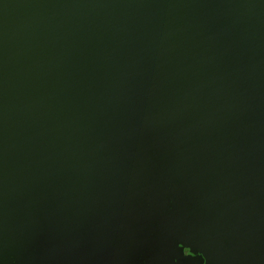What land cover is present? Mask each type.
<instances>
[{"label": "water", "instance_id": "1", "mask_svg": "<svg viewBox=\"0 0 264 264\" xmlns=\"http://www.w3.org/2000/svg\"><path fill=\"white\" fill-rule=\"evenodd\" d=\"M0 264H264V0H0Z\"/></svg>", "mask_w": 264, "mask_h": 264}]
</instances>
